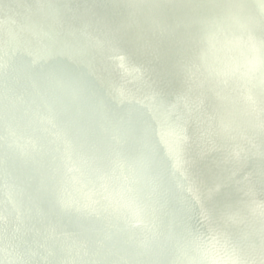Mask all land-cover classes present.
<instances>
[{
	"label": "bare ground",
	"instance_id": "bare-ground-1",
	"mask_svg": "<svg viewBox=\"0 0 264 264\" xmlns=\"http://www.w3.org/2000/svg\"><path fill=\"white\" fill-rule=\"evenodd\" d=\"M189 2L76 0L73 6L66 0H0V17L16 22L13 28L0 24V49L2 42L14 39L43 56L37 79L9 70L5 76L9 88L0 90V98L7 102L0 105V188L6 184L12 189L14 182L20 185L22 192L16 198L26 205L19 216L8 206L1 210L9 222L22 220L40 230L35 234L9 223L6 234L19 235L22 242L5 241L4 245L16 249L27 264H69L67 258L76 264H190L198 256L194 246H183V237L188 235L195 242L197 236L185 230V223L230 239L243 257L252 256L264 264V208L255 207L257 199L264 202V129L255 132L256 143L245 131L249 124L264 122V107L258 106L249 119L242 118L238 106L250 110L253 103L239 96L234 81L226 87L216 78L204 81V68L220 66L195 58V54L227 56L215 47L225 39L220 34L232 26L241 33H253L264 46V0ZM230 10L242 15L245 22L233 24L227 18ZM55 20L67 31H60ZM34 35L50 36L54 42H36ZM105 46L123 52L132 69L148 73L131 84L136 95L158 93L153 101L137 106L129 100L131 94L118 90V62L102 51ZM8 55L19 68L35 63L27 55ZM83 69L97 72L101 79L85 76ZM191 78L213 99L189 88ZM256 79L262 82L260 77ZM260 93L264 96L263 88ZM226 94L227 100L222 97ZM19 96L23 102L15 105ZM72 102L79 103L81 110H74ZM187 102L198 106L201 120L185 112ZM210 106L216 108V115L211 116ZM38 112L47 114L49 123L35 117ZM10 116L14 122L9 121ZM209 117L216 134L206 128L204 119ZM177 122L189 133L185 146L195 157L185 160L189 172L182 175L171 168L167 150L154 139L155 133L165 132ZM24 126L40 131L28 136L38 140L45 152L37 151L33 144H8L11 132L19 140L26 137ZM52 128L57 134L48 137ZM236 144L244 147L245 156L236 152ZM29 148L35 151L40 166L19 153ZM65 151L72 154L70 163ZM50 156L61 164L52 165ZM121 160L127 167L118 165ZM3 162L12 180L5 177ZM67 167L79 174L75 187H87L95 197L111 195L109 178L118 179V193L128 200L137 199L140 218L159 231L157 244H137L134 236L125 233L124 220L115 223L116 231H106L107 219L101 209L92 218L80 213L71 204L72 194L63 190L69 181L64 174ZM183 185L197 192V206L209 214V221L198 222L193 217L188 205L195 198L185 194ZM156 187L161 194L155 193ZM109 198L108 204L116 196ZM133 230L138 236L139 226ZM85 238L89 245L83 242ZM40 246H49L52 254ZM178 250L185 255L180 256ZM0 264L18 263L0 252Z\"/></svg>",
	"mask_w": 264,
	"mask_h": 264
},
{
	"label": "water",
	"instance_id": "water-1",
	"mask_svg": "<svg viewBox=\"0 0 264 264\" xmlns=\"http://www.w3.org/2000/svg\"><path fill=\"white\" fill-rule=\"evenodd\" d=\"M52 2H58L59 0H50ZM69 4L75 6L76 0H66ZM184 4L188 5L190 2L189 0H182ZM214 9H217V6H212ZM227 18L233 24H240L241 22H245V18L238 14L237 12L230 10L227 14ZM0 24L5 25L9 28H13L16 25V22L13 20H6L3 17H0ZM55 26L60 31H67L66 26L61 23L59 20L54 21ZM221 37H225V39L219 43L215 49L223 51L227 56L225 57H218V56H204L203 54H195L196 60H204L209 59L213 63L218 64L220 67L208 66L204 68V75L203 79L206 82H211L213 79H219L222 86L226 87L231 82L237 83L235 91L239 94L241 98H244L247 101L253 103V106L250 110L244 108L241 104L238 106L240 115L244 119H249L254 112H258V106L264 107V96L260 93V90L264 89V46L258 41L256 36L249 32V33H241L240 30L236 26L227 27L225 34H220ZM34 41H47L49 43L54 42V38L50 36H41V35H34ZM120 41V40H119ZM74 42L77 43L78 40L74 39ZM1 43V41H0ZM3 48L0 49V90H7L9 85L5 79L6 72L9 70H14L22 75L29 76L33 79H37L36 73L41 71L43 68L41 66L43 61V56L39 52H31L21 46L20 43H17L16 40H9L7 42H2ZM102 51L112 60H116L118 62V73L120 74L121 81L117 84L118 90L131 94L129 100L137 105V106H144L151 101L153 98L158 96V93L151 92L148 95H136L134 93L133 85L131 81L135 78H145L148 76V73L139 68L137 70L132 69L128 63L127 57L123 52H116L109 46H105ZM17 54V55H27L29 56L35 63L32 67L25 66L19 68L9 57L8 54ZM234 54H237L234 57ZM195 69H199L198 65L194 66ZM83 74L85 76L91 78L101 79V76L94 72L93 70L83 69ZM257 77L262 79V82L257 81ZM142 83L139 84L141 86ZM195 88L199 90L196 86L194 80L191 78L189 81V88ZM68 89V88H66ZM83 91H87L85 88ZM201 94H204L206 98L209 100L213 99V95L199 90ZM223 99L227 100L228 95H223ZM15 105L21 104L23 99L19 96L14 101ZM107 103L109 100L107 98ZM7 104L6 100L0 98V105L5 106ZM71 106L76 111L81 110V106L77 102H72ZM157 108V107H156ZM210 114L216 115L218 112L214 106H210L209 108ZM184 110L187 112L192 118L195 120H201L202 116L199 111L198 106L193 102H187L184 104ZM35 117L43 122L49 123V117L47 114L43 112L36 113ZM9 121L14 122L15 118L10 116ZM1 120V118H0ZM93 123L94 120H90ZM204 123L208 132L211 134H216L217 129L212 122V119L206 118L204 119ZM264 129V122H255L254 124H249L245 131L252 134V137L249 139L253 143H256L259 139L255 135L257 130ZM230 131V128H229ZM23 132H25L26 137L22 138L21 140L17 139V135L15 133H9L8 144L17 147L19 143H23L25 145L33 144L37 151L45 152V148L38 140L33 141L29 138L30 133H37L40 134V131L33 127V126H24ZM56 129L52 128L51 132L47 134L48 137L55 136ZM195 136L200 137V134H195ZM154 139L160 143L162 148L166 151L170 160L171 168L182 175L184 173L189 172V166L185 164V160L188 159H195V157L186 149V143L189 139V133L187 132L186 128L179 122H177L172 128L168 127L165 132L155 133ZM55 144L59 145L60 143L54 141ZM175 143L176 145H173ZM1 144V143H0ZM236 152L239 155L245 156L246 151L244 147L240 144H236L233 146ZM150 151V150H149ZM33 149H26L23 152L24 155L30 157L31 160L34 161L35 164L40 166L42 163L38 159V157L34 153ZM65 156L67 157L68 163L72 161V154L71 152H64ZM113 164H116L113 159L110 160ZM50 162L54 166H59L61 162L57 160L56 157L50 156ZM119 166L127 167L124 161L118 162ZM7 164L3 162V172L7 179L12 180V176L8 168L6 167ZM72 167H67L64 170V174L69 178V181L63 185V190L71 196L72 201L71 204L74 207H77L80 213H82L87 218H92L97 215V212L101 209V211L106 215V223H105V230L106 231H116L117 227L115 223L124 220V223L127 225V230L125 233L134 236L135 242L137 244H147L153 242L157 244L159 240L160 233L159 231L154 230L148 222L142 220L140 218V206L138 205L137 199L128 200V198L121 193H118L119 189L116 187V178H109L110 184L109 188L111 195H99L97 197L92 194L89 189L84 188L83 190H79L73 184L79 177V174L73 172L71 170ZM51 178V176H48ZM153 177H157L153 174ZM124 179V178H123ZM123 179L119 181L122 182ZM13 182V181H11ZM127 186L129 187V182H126ZM5 184V183H3ZM14 186L12 189L7 187L6 184L1 186L0 188V252L9 260L13 262H17L18 264H27L26 260L22 259L20 253L11 247H6L4 245L5 241H19L22 242V238L19 235H7L6 234V227L9 223L14 226L28 228L35 234L40 233V230L36 227L29 226L26 222L22 220H14L9 222L6 218L5 214L2 212V206H8L13 208L16 211L17 216L22 214L23 210H25L26 205L24 202L16 198V195L22 192L20 185L14 182ZM103 184H105L103 182ZM157 188V187H156ZM183 190L185 194L188 196L194 197V201L188 205V208L192 211L193 217L198 222H207L209 221V214L206 213L204 210H200L197 206L198 204V194L197 192L188 188L187 185H183ZM156 194H161V191L157 188L154 189ZM116 196L113 202L108 204V200H110L109 196ZM36 206V202L32 203ZM164 204V203H163ZM164 206V205H163ZM255 207L258 209L264 208V202L260 199L256 200ZM127 208L129 210L127 211ZM165 209V206H164ZM138 225L140 228V232L138 236H135V231L133 230V226ZM187 232L193 233L197 236V241H193L188 235L183 237V246L184 247H191L194 246L195 254L198 256L197 259L192 260L190 264H260L261 262L256 258L249 256L243 257L240 251L235 247L232 241L228 238L221 237L214 232L209 230L203 229L200 225L199 226H189L186 223L183 225ZM107 227V229H106ZM151 229V230H150ZM107 240L112 241L111 236L107 235ZM85 245H89V240L87 238L83 239ZM49 254H52V249L49 246H40ZM180 256L185 255L183 250H178ZM69 264H76V261L72 258H67Z\"/></svg>",
	"mask_w": 264,
	"mask_h": 264
}]
</instances>
